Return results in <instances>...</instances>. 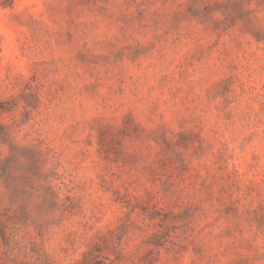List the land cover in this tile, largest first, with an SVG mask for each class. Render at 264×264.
Returning a JSON list of instances; mask_svg holds the SVG:
<instances>
[{
    "label": "clouds",
    "instance_id": "9594fccd",
    "mask_svg": "<svg viewBox=\"0 0 264 264\" xmlns=\"http://www.w3.org/2000/svg\"><path fill=\"white\" fill-rule=\"evenodd\" d=\"M0 264H264V0H0Z\"/></svg>",
    "mask_w": 264,
    "mask_h": 264
}]
</instances>
